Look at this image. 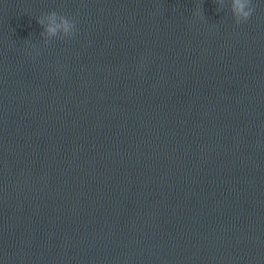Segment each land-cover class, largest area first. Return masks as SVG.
<instances>
[{"label":"water","instance_id":"water-1","mask_svg":"<svg viewBox=\"0 0 264 264\" xmlns=\"http://www.w3.org/2000/svg\"><path fill=\"white\" fill-rule=\"evenodd\" d=\"M230 3L0 0V264H264V0Z\"/></svg>","mask_w":264,"mask_h":264},{"label":"clouds","instance_id":"clouds-1","mask_svg":"<svg viewBox=\"0 0 264 264\" xmlns=\"http://www.w3.org/2000/svg\"><path fill=\"white\" fill-rule=\"evenodd\" d=\"M223 2L224 0H217L219 5H222ZM253 10L251 0H231L230 11L236 24L246 22L252 15ZM217 11L219 12V9ZM193 15L198 18L201 17L202 8L198 6ZM37 23L43 28L42 35L47 38L46 43L48 39L56 38L57 36L69 38L74 35L75 22L63 15H59L56 11H52L37 19Z\"/></svg>","mask_w":264,"mask_h":264}]
</instances>
